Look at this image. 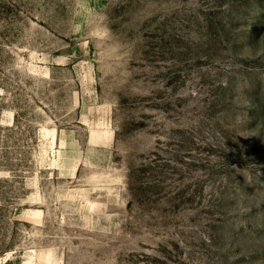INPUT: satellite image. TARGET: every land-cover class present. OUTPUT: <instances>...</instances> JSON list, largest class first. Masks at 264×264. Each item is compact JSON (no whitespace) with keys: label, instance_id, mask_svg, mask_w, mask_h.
<instances>
[{"label":"rangeland","instance_id":"rangeland-1","mask_svg":"<svg viewBox=\"0 0 264 264\" xmlns=\"http://www.w3.org/2000/svg\"><path fill=\"white\" fill-rule=\"evenodd\" d=\"M0 264H264V0H0Z\"/></svg>","mask_w":264,"mask_h":264}]
</instances>
